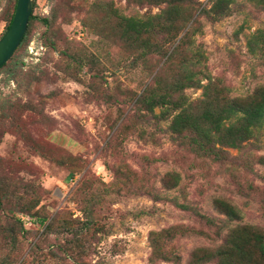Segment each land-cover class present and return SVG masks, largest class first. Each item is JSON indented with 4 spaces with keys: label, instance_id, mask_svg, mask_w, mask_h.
<instances>
[{
    "label": "rangeland",
    "instance_id": "rangeland-1",
    "mask_svg": "<svg viewBox=\"0 0 264 264\" xmlns=\"http://www.w3.org/2000/svg\"><path fill=\"white\" fill-rule=\"evenodd\" d=\"M108 1L128 16L162 7L147 0H35L31 15L37 18L29 20L24 41L0 68V264L31 258L29 248L41 229L22 208L33 196L41 198V210L50 216L60 211L62 217L81 219L82 199H96L89 203L90 215L105 225L106 233L86 258L94 264H147L149 232L170 225L205 232L171 241L179 264H189L197 247L220 244L229 225L264 229V164L255 160L250 168H233L199 159L172 140L169 119L156 120L159 107L150 113L140 104L142 113L133 111L155 72L167 81L174 72L162 65L164 59L156 64L150 57L146 62L123 42L99 39L102 2ZM193 4L191 47L199 45L204 52L206 74L232 97H246L264 85V57L251 52L247 43L264 30V9L249 0H235L230 14L212 20L201 12L211 6L210 0ZM11 6L12 0H0V35ZM44 16L49 25L39 19ZM91 54L94 66L78 62ZM201 92L193 87L184 91L190 100ZM138 126L147 137L136 133ZM255 134L245 148L253 158L264 156V124ZM169 171L180 176L170 196L189 204L191 211L135 191L144 185L159 188ZM219 194L239 208L240 220H224L216 212L212 201ZM192 210L216 216L220 233ZM12 218H19L26 229L15 245L6 231ZM37 264L59 263L47 259Z\"/></svg>",
    "mask_w": 264,
    "mask_h": 264
},
{
    "label": "trees",
    "instance_id": "trees-1",
    "mask_svg": "<svg viewBox=\"0 0 264 264\" xmlns=\"http://www.w3.org/2000/svg\"><path fill=\"white\" fill-rule=\"evenodd\" d=\"M16 1L12 0L11 11H6L4 30L12 20ZM147 1L162 7L155 13L128 16L119 13L111 2H102L103 28L96 33L100 40L123 42L127 50L137 52L146 62L150 57L156 64L164 59L162 65L167 64L174 72L173 78L168 81L166 77L161 78L158 72H155L151 84H148L136 98V107L133 111L137 113L142 111L140 104H143L144 110L150 113H153L155 107H159L156 120L159 122L169 119L167 129L172 140L179 146L188 148L199 159L233 168L238 165L250 168L255 160L264 164V156L253 158L251 153L245 151L246 146L254 140L255 131L264 124V85L257 87L246 97L230 96L225 86H220L206 74L205 55L200 46L191 47L193 42L190 38L194 31L192 18L195 11L193 0ZM210 1L211 6L208 9L203 8L201 12L208 18L216 20L230 14L231 5L235 0ZM249 1L256 7L264 9V0ZM34 18L37 16L31 15L29 20ZM39 19L49 25L48 16ZM247 43L251 52H258L264 57V30L252 34ZM84 60L83 65L89 66L87 63L95 65L96 59L92 54L91 57H84L78 62L81 64ZM154 70L155 68L152 72ZM204 79L207 82L202 84L201 81ZM189 87L201 88V96L190 100L184 93ZM135 131L140 137H147L144 128L138 126ZM227 148L235 149L236 153L232 154ZM179 181V173L169 171L162 175L159 188L152 184L140 186L135 191L147 194L154 200L168 199L181 209L191 211L189 204L179 202L177 197L170 196V192L177 188ZM103 185L107 188L116 186L105 183ZM248 189L253 190V187ZM95 201L92 196L82 199L81 210L84 217L81 219L62 217L60 211L50 216L41 210V198L33 196L22 209L27 214L31 213L30 217L40 226L41 232L37 234L29 248L31 258H23L19 264H37L47 259L55 260L59 264H94L86 258L94 253L96 244L102 239L100 234L106 233L105 225L90 215L92 211L88 207L89 203ZM260 203L264 216V195ZM212 204L216 212L224 216V220L241 219L239 208L225 196L220 194L215 196ZM192 211L207 226L216 227V232L220 233L222 226L218 225L216 216L198 210ZM6 231L11 244L15 245L26 229L19 218H12ZM187 233L205 235L202 229L195 230L180 224L151 230L148 235L151 251L147 264H155L161 260L179 264L180 258L170 243L174 238ZM205 263L264 264V229L246 223L229 225L220 244L213 247H197L191 252L189 264Z\"/></svg>",
    "mask_w": 264,
    "mask_h": 264
},
{
    "label": "water",
    "instance_id": "water-1",
    "mask_svg": "<svg viewBox=\"0 0 264 264\" xmlns=\"http://www.w3.org/2000/svg\"><path fill=\"white\" fill-rule=\"evenodd\" d=\"M35 0H17L12 20L0 35V67L6 63L21 44L27 31Z\"/></svg>",
    "mask_w": 264,
    "mask_h": 264
}]
</instances>
